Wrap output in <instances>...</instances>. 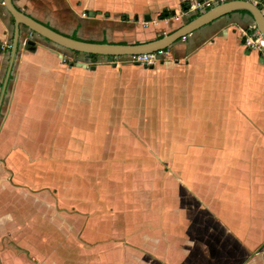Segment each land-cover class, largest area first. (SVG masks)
<instances>
[{
	"label": "crops",
	"instance_id": "crops-1",
	"mask_svg": "<svg viewBox=\"0 0 264 264\" xmlns=\"http://www.w3.org/2000/svg\"><path fill=\"white\" fill-rule=\"evenodd\" d=\"M12 1L26 14L74 38L122 43L147 41L138 38L142 31L135 33L140 30L139 19L147 14L157 18L165 8L176 13L178 8L172 5L183 2ZM124 15L136 19L130 21L132 30L120 27L129 22ZM251 20L246 10H235L180 38L171 45L174 58H180L173 67L176 73L161 75L159 80L150 75L153 85H146L145 92L134 81L129 101L124 95L127 87L122 86V72L129 65L127 56H108L111 60L98 56L87 65V54L63 48L61 55L60 46L20 24L12 64V47L0 48V264H215L221 257L217 246L225 243L220 238L229 241L232 237L230 241L238 243L236 233L229 229L231 221L209 203L212 197L205 194L207 182L198 175L188 178L183 174L192 189L187 188L184 196L192 193L194 200H176L183 193L170 184L168 175H161L165 170L159 168L156 156L168 143L189 145L188 152L193 151L195 143L188 132L200 130L201 121L214 131L216 127L224 131L227 123L222 120H229V114L234 113L232 102L228 103L234 79L228 44L244 55L233 30L236 24ZM14 36L15 18L0 0V43L13 44ZM30 37L37 40L35 45L28 42ZM188 53L198 58L192 56L184 62L182 56ZM122 56L124 65L114 66L115 57L122 61ZM250 56L255 63V56ZM104 66L114 68L111 96L105 92ZM235 110L243 119L245 110L240 106ZM156 175L158 184L154 185ZM107 179L115 183L104 186ZM52 183L56 186L53 193ZM121 184L123 202L115 204L112 198L106 204L110 199L102 196L104 204L97 203L94 221L96 228L128 226V232L108 239L100 232L96 238L100 245L94 253L84 250L89 247L85 236L74 239L65 235L52 246V214L58 213L61 199L68 201L72 210V204L76 205L72 194L81 195L82 202H92L93 198L87 197L90 194L100 189L102 195L105 191L114 194ZM52 196L59 202L52 201ZM220 205L224 212L221 201ZM75 207L84 210L80 205ZM110 239L113 241L106 245ZM72 241L80 248L77 252L68 249ZM152 241L149 248L160 256L158 263H152V256L144 262L140 254ZM58 248L59 252L55 251ZM241 251L230 260L237 261L238 255L241 259Z\"/></svg>",
	"mask_w": 264,
	"mask_h": 264
},
{
	"label": "rangeland",
	"instance_id": "rangeland-1",
	"mask_svg": "<svg viewBox=\"0 0 264 264\" xmlns=\"http://www.w3.org/2000/svg\"><path fill=\"white\" fill-rule=\"evenodd\" d=\"M198 1L199 0H183L179 5H172L174 8H178V11L166 18H159V16L154 18L152 16L150 21L145 20L143 17L140 18L139 23H137L140 30H136L135 33L137 34L142 31L143 34H138V38L144 37L147 40L158 38L168 33L174 28H177V26L184 24L190 16L200 13L192 6L197 4ZM253 1L262 4L264 9L263 0ZM126 20L129 22L123 23L120 27L125 26L127 29L130 28V30H132L130 21H135L136 19L129 17ZM172 23L176 25L173 26ZM255 27V22L251 20L244 25L240 23L236 24L233 30V33L238 37L239 45L244 55L238 54L231 42L228 44L227 52L231 54L228 58L231 62H234L233 74L235 76H233L234 79L232 80L228 103L232 102L234 113L229 114V120H222L227 123V125L224 124V131L219 132L218 127H216V131H214L209 127L210 125H205L203 121H201L200 130L188 132V135L190 134V140L195 143L193 151L190 150L188 152L189 147L187 146L189 145L184 146L180 143L179 146H177L176 144L168 143V145H164V147L158 149L159 154L156 156L159 161V163H157L159 168H164L165 170L161 172V175H168L170 184L178 187L179 191L183 193L178 195L176 200L180 202L192 200V193H190L191 195L184 196V193H186L190 187V182L187 184L183 180L182 175L184 174L188 178L192 177L191 175H198L201 177L200 179L203 180L202 182H207L209 185L205 194L212 197L209 201L213 206L212 208L215 211H219L218 213L221 215L225 214V219L231 221L233 224V226H229V229L234 230L236 233L234 237L238 239V243L234 242V240L230 241L232 237H228L229 241H226V237L220 238L223 239L225 243L223 242L217 246V254H221V257L217 258L215 264H264V38L258 30L253 33L250 32V30ZM173 53V46H170L167 48L165 54V58L171 54L169 57L170 59L164 58V60H162L153 58L151 63L146 64L131 62L129 56L126 55L128 56V61L126 62H128L127 64L129 65L122 72V80L126 81L122 82V86L124 88L127 87L124 93L126 101H129L128 97L131 86L136 84L134 81H138L140 90L145 92L146 85H153V80L152 82L150 80L151 76L159 80V76L161 75H165L166 77L176 73L173 67L176 66V61L180 58L177 57L178 59L176 60ZM250 55L253 57L255 56L256 59L252 58L255 63L251 61ZM192 56H194L193 58H198L197 54L190 55L188 53L182 56V60H184V62L187 60L188 62V58ZM84 57L90 58L88 62H86L88 63L87 65L92 64L91 62L94 61L93 59L98 58L97 56L93 58L90 55H84ZM66 58L77 62L74 57ZM103 58L111 60L107 56ZM120 59V57H115L117 61L114 63V66L124 65V63H122L124 57L122 56V61H120ZM110 65H112V63ZM113 71L114 68L110 66H104L101 71L105 74L103 76L106 81L105 92L110 93V96L113 92L112 81L115 79ZM245 76H249V78L247 77L246 79ZM158 85H160V83ZM156 105L157 102H155L154 106ZM142 106H145V104L143 103ZM237 106H240L246 112H243V119V115H239L238 111L235 110ZM228 125L231 126L227 127ZM215 133H217L216 136ZM174 136H176V132ZM63 154L65 155V153ZM199 155H201V157H199ZM53 177L52 175V180ZM158 177V175L154 176V185L158 184ZM214 179L217 181H214ZM106 181L108 182H105L104 186H112V183H115L111 179H107ZM213 182L216 183L212 186V184H214ZM54 184L55 183H52V193L56 191V186ZM96 184L95 187L97 189L99 186H96ZM100 186H102V184H100ZM123 190V184L118 186V190L115 191L114 194L110 191H105V194L102 195L103 191L100 189V193L97 191L95 194L87 196L93 198L92 202H82L81 195L74 193L72 197L73 200L76 201V205H80L84 209H80V211H77L78 208L73 204L72 206L74 209L70 210V208L67 207L69 205V203H67L68 201L60 198L61 200L59 202L52 196V201L59 202L57 207L59 210L58 213L52 214V246L59 240V237L65 235H70L74 237V239L78 237L81 239L85 236V240H88L87 244L89 247L88 249L84 248V250L94 253L95 249L100 245L96 242V238L99 236L98 234H100V232L106 239L117 238L120 236V232H122V234L124 232L126 233V231L128 232V226L111 227L101 225L99 228H96L94 221L97 216L95 210L97 209V203H99L100 206L104 204L102 196H104L105 199H110L107 201L105 200L106 204L111 203L113 199L115 204H119L123 202ZM174 195H176L175 191ZM219 196H221L220 200ZM126 201L127 200H125V202ZM220 201L224 204V212L219 209L221 208ZM161 202L163 203L164 201ZM141 229L142 232H145V229ZM111 241L113 240L110 239L106 245L110 244ZM142 242L143 241H141V243ZM226 242H230V244L232 243L233 245H229ZM153 243L154 241L150 242L148 247H142V252L140 251L144 262L150 261V256L154 257V259L151 260L152 263L159 262L160 256L152 254L149 248ZM68 249H72L73 252H77L78 249L80 250L73 241ZM59 250L58 248L55 251L59 252ZM240 251L242 252L241 256L243 255L241 259L238 255L237 261H234V259L230 260V256L239 254ZM57 252L56 254L60 256ZM93 253L89 254L90 258H92ZM177 254L180 255V252H177ZM58 256H56L57 260L60 259ZM60 264H64V262H60ZM74 264L80 263L75 262ZM180 264L184 263L181 262Z\"/></svg>",
	"mask_w": 264,
	"mask_h": 264
},
{
	"label": "water",
	"instance_id": "water-1",
	"mask_svg": "<svg viewBox=\"0 0 264 264\" xmlns=\"http://www.w3.org/2000/svg\"><path fill=\"white\" fill-rule=\"evenodd\" d=\"M4 3L15 18V36L11 49V64L15 59L18 49L20 24L28 26L32 33L60 46L62 48L61 55L65 52L64 49H67V51L69 50L97 57L156 53V58L164 59L165 50L174 42L204 26L205 24H209L217 18L235 10H246L253 17L256 27L264 38V9L253 0H225L203 12L198 13L194 18L169 33H166L158 38L134 43L87 41L74 38L70 35L57 31L53 27H50L40 20L35 19L31 15L26 14L17 8L12 0H4ZM90 13L93 14L92 12ZM145 20L150 21L151 16L147 14L145 16ZM28 42L35 45L37 40L30 37ZM89 59V57L86 58L87 61Z\"/></svg>",
	"mask_w": 264,
	"mask_h": 264
},
{
	"label": "built area",
	"instance_id": "built-area-1",
	"mask_svg": "<svg viewBox=\"0 0 264 264\" xmlns=\"http://www.w3.org/2000/svg\"><path fill=\"white\" fill-rule=\"evenodd\" d=\"M223 1H225V0H199L197 2V4L192 5V6L195 8V10H197V12H203V11L207 10L208 8H210L216 4H219ZM256 30H258L257 27H255L254 31H256ZM259 33H260V31H259ZM11 47H12L11 41L0 43L1 49H10ZM166 50L164 52L165 54H166ZM128 56H129V59L131 62L141 63V64L145 63L146 64V63H151L153 58L154 59L156 58V53L133 54V55H128Z\"/></svg>",
	"mask_w": 264,
	"mask_h": 264
},
{
	"label": "trees",
	"instance_id": "trees-1",
	"mask_svg": "<svg viewBox=\"0 0 264 264\" xmlns=\"http://www.w3.org/2000/svg\"><path fill=\"white\" fill-rule=\"evenodd\" d=\"M263 1H264V0H263ZM257 4H258V3H257ZM258 5H259L260 7H262V4H258ZM262 8H263V7H262ZM171 14H174V13H173V10H168L167 8H165V9H163V11L159 14V18H166V17H169ZM124 17L127 18V15H124ZM193 17H195V15H194ZM193 17H192V18H193ZM254 30H255V28H254V29H251L250 32L253 33ZM90 56H92V57L94 58L93 55H90Z\"/></svg>",
	"mask_w": 264,
	"mask_h": 264
}]
</instances>
